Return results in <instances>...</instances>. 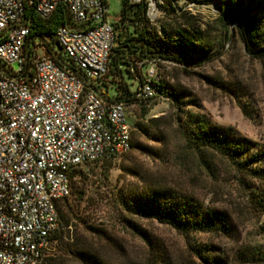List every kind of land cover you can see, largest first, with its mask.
<instances>
[{
    "label": "built area",
    "instance_id": "obj_1",
    "mask_svg": "<svg viewBox=\"0 0 264 264\" xmlns=\"http://www.w3.org/2000/svg\"><path fill=\"white\" fill-rule=\"evenodd\" d=\"M128 1L145 4L156 21L162 0ZM60 6L69 16L53 35L61 67L43 45H26V17L45 20ZM107 8V0H0V264L42 263L61 226L56 204L70 197L73 170L129 152L125 113L158 95L153 68L131 105L104 89L115 38Z\"/></svg>",
    "mask_w": 264,
    "mask_h": 264
},
{
    "label": "rangeland",
    "instance_id": "obj_2",
    "mask_svg": "<svg viewBox=\"0 0 264 264\" xmlns=\"http://www.w3.org/2000/svg\"><path fill=\"white\" fill-rule=\"evenodd\" d=\"M121 1L107 0L110 20L117 17ZM167 2L172 5L176 16L189 17L194 26L204 30L211 44L212 38L223 36L217 21L219 10L213 0H162L157 19L151 23L159 26L172 20L166 18ZM260 16L256 14L260 18L256 23V39L262 38L264 29V19ZM129 30L122 37H127ZM226 30L228 41L224 52L211 61L201 62L193 68L161 61L155 67L149 64V68L157 70L163 90L176 92L186 109L204 114L220 127H231L264 150V58L253 59L244 52L232 23ZM36 52L38 56L42 55L40 47ZM13 70H16L15 65ZM123 78L132 90L134 81L125 72ZM175 103L168 95H162L151 106L134 110L136 121L130 151L111 164L89 165L74 173L70 197L66 203L60 204L62 212L71 219L70 237L74 244H86L103 264H150L148 246L125 224L124 220H130L156 245L166 249L171 264H196L183 237L174 229L125 209L131 202L126 199L128 191L132 186L141 185L132 171L191 194L207 207L226 211L236 227L233 237L201 234L198 239L217 245L230 264H252L245 258L253 251L264 252V234L259 229L264 223V214L257 215L244 206L243 196L231 183L229 170L221 167V163H216L219 177L214 180L191 156L183 161L175 158L181 148L174 124L176 109L172 105ZM242 104L248 108L247 116L242 113ZM125 115L131 125L133 114L127 111ZM138 126L147 128L149 133L161 132L163 142L147 139L139 133ZM136 142L141 147L136 148ZM145 147L158 150L161 157L152 159L144 151ZM73 249L72 245L68 247L50 241L44 258H52L55 264H82L68 253Z\"/></svg>",
    "mask_w": 264,
    "mask_h": 264
},
{
    "label": "trees",
    "instance_id": "obj_3",
    "mask_svg": "<svg viewBox=\"0 0 264 264\" xmlns=\"http://www.w3.org/2000/svg\"><path fill=\"white\" fill-rule=\"evenodd\" d=\"M213 1L216 2L219 10L217 21L218 26L223 30V36H217L215 40L212 38L211 44L206 32L194 26L189 17L182 14L176 16L169 2L165 7L166 18H172V20L156 26L147 18L145 4H131L128 0H123L118 22L111 23L115 38L109 57L108 74L103 83L104 89L114 100L123 101L127 105L133 104L137 83L150 65L155 67L157 62L163 61L193 68L201 62L215 59L224 52V46L228 41L226 29L230 23L233 24L234 33L244 52L250 58L263 59L264 29L261 39L255 37L256 23L260 21L256 14L259 13L264 19V0ZM26 19L29 22L27 48L33 46L34 41L39 40V44L46 48L47 54L51 55L55 63L60 67L63 66L64 59L60 53L53 50L56 44L53 35L58 26L69 24V16L65 8L58 7L45 20L34 14L28 15ZM118 28L120 31H117ZM127 29H131L128 36L122 37ZM30 66L28 61L24 67L26 74H29L27 69ZM124 72L134 81L135 86L132 90L124 81ZM207 80L211 82L210 78ZM158 90L155 100L162 95H168L172 102H176V105L173 104L172 107L176 109L174 124L181 141V148L175 154V158L183 161L191 156L214 180L219 177L217 171L219 166L216 163H221V167L229 170L231 183L243 196L244 206L257 215L264 214V150L261 145L238 135L231 127L224 128L216 125L198 111L186 109L180 103L176 92L163 90L161 77ZM145 108L147 107L138 106L131 109L130 113L134 116L133 123L130 125L131 135L136 121L134 110ZM241 110L244 116L248 115L246 104L241 105ZM138 131L153 142H163L161 132L149 133L148 129L142 126H138ZM135 147H141V144L136 142ZM144 149L152 159L161 157V153L154 148L145 147ZM116 160L118 159L84 164L73 170L71 181L74 173L81 167L111 164ZM131 173L140 179L141 185L132 186V190L128 191L126 199H130L131 202L126 204V210L138 217H147L174 229L183 237L188 253L196 264H230L228 257L217 245L198 239L201 234L233 237L236 227L226 211L207 207L193 195L166 186L160 180L149 179L146 174L140 176L137 172L131 171ZM68 199H63L56 204L61 226L51 236L50 241L63 243L68 247L74 246V249L68 253L82 264H103L86 244H74V239L70 237L71 219L62 212L60 205L66 203ZM124 221L127 227L131 228L148 246L150 264H171L170 256L165 248L156 245L133 221ZM259 229L264 234V223ZM245 259L252 264H264V252L253 251ZM42 263L55 264V261L48 257L44 258Z\"/></svg>",
    "mask_w": 264,
    "mask_h": 264
},
{
    "label": "crops",
    "instance_id": "obj_4",
    "mask_svg": "<svg viewBox=\"0 0 264 264\" xmlns=\"http://www.w3.org/2000/svg\"><path fill=\"white\" fill-rule=\"evenodd\" d=\"M122 1H121V4H122ZM107 7H108V2H107ZM120 11H121V7H120V10H119V13H118L117 17H115L114 19H111V20L109 19V16L107 14L108 22H110V23H117L118 20H119V18H120ZM117 31H120V29L118 28Z\"/></svg>",
    "mask_w": 264,
    "mask_h": 264
},
{
    "label": "water",
    "instance_id": "obj_5",
    "mask_svg": "<svg viewBox=\"0 0 264 264\" xmlns=\"http://www.w3.org/2000/svg\"><path fill=\"white\" fill-rule=\"evenodd\" d=\"M55 46H56L57 50L59 51L60 50L59 46L57 44H55Z\"/></svg>",
    "mask_w": 264,
    "mask_h": 264
}]
</instances>
